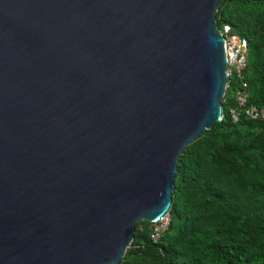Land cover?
I'll return each instance as SVG.
<instances>
[{"label": "water", "instance_id": "1", "mask_svg": "<svg viewBox=\"0 0 264 264\" xmlns=\"http://www.w3.org/2000/svg\"><path fill=\"white\" fill-rule=\"evenodd\" d=\"M221 0H0V264H115L221 114Z\"/></svg>", "mask_w": 264, "mask_h": 264}, {"label": "trees", "instance_id": "2", "mask_svg": "<svg viewBox=\"0 0 264 264\" xmlns=\"http://www.w3.org/2000/svg\"><path fill=\"white\" fill-rule=\"evenodd\" d=\"M215 19L217 27L227 24L246 38L248 102L264 107V0H221ZM234 85L224 91L223 117L177 158L162 239L153 243L150 227L136 221L123 258L140 255L157 264H264V117L228 119Z\"/></svg>", "mask_w": 264, "mask_h": 264}, {"label": "built area", "instance_id": "3", "mask_svg": "<svg viewBox=\"0 0 264 264\" xmlns=\"http://www.w3.org/2000/svg\"><path fill=\"white\" fill-rule=\"evenodd\" d=\"M223 38V51L226 58V80L224 90L235 84L231 93L232 104L227 106L226 116L231 122L240 118L259 120L264 117V107L248 102L247 82L243 72L247 62V40L231 31L230 26L222 24L218 27ZM223 117L221 113L219 120ZM169 222L168 210L158 219L150 223L149 239L153 243L159 242L167 230Z\"/></svg>", "mask_w": 264, "mask_h": 264}, {"label": "rangeland", "instance_id": "4", "mask_svg": "<svg viewBox=\"0 0 264 264\" xmlns=\"http://www.w3.org/2000/svg\"><path fill=\"white\" fill-rule=\"evenodd\" d=\"M199 140L195 141V143H198ZM143 221L146 229L150 227L149 222L145 221V220H140ZM141 229V228H140ZM117 264H157L156 261L144 257V256H140V255H135V256H130V257H126V258H121Z\"/></svg>", "mask_w": 264, "mask_h": 264}]
</instances>
